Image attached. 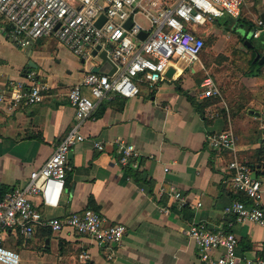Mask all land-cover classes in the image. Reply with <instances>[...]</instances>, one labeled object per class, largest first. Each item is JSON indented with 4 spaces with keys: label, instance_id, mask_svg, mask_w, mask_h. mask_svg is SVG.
Masks as SVG:
<instances>
[{
    "label": "crops",
    "instance_id": "1",
    "mask_svg": "<svg viewBox=\"0 0 264 264\" xmlns=\"http://www.w3.org/2000/svg\"><path fill=\"white\" fill-rule=\"evenodd\" d=\"M259 6L264 7V1ZM248 15L242 9L237 19H218L200 28L199 34L205 39L209 27L230 33L242 24L243 37L249 39L242 20L255 26L260 20L257 17L255 23ZM236 20L240 23L233 24ZM0 27V85L10 80L24 86L25 74L32 71L36 80L49 87L40 104L9 113L6 104L0 103L2 197L23 186L30 172L44 164L72 128L75 114L66 96L81 82L85 63L53 37L17 51L20 47L3 33L7 25L2 18ZM233 34L243 38L237 32ZM215 39L211 47L213 61L221 54L229 57L230 52L223 53L217 47L220 36ZM200 58L193 66L175 64L171 78L155 88L139 85V94L132 99L109 96L101 101L79 129L84 140L69 153L71 170L59 206L46 209L38 197L33 199L46 217L65 218L91 209L107 224H122L127 231L121 242L99 246L68 229L52 233L36 228L29 239L11 231L5 235L3 246L19 255L20 264H80L78 255L82 251L89 253V264H200L195 244L185 235L191 222H204L211 230L233 233L238 240V256L264 258L258 250L264 242V230L251 222L237 223L226 211L241 195L229 186L231 172L227 165L231 154L213 151L207 140L209 135L230 128L239 159L264 187V76L248 77L243 73L237 86L222 84L211 77ZM27 62L35 68L29 67L26 72ZM93 62L90 66L95 72L109 74L112 70L98 56ZM201 72L204 76L199 80L196 75ZM207 76L215 82L221 99L210 98L215 103L204 107L205 120L197 105L208 100L200 97V85ZM119 139L139 151L138 170H123L117 163L115 140ZM94 142L102 143L104 150H95ZM170 190L181 193L183 205L170 197ZM163 208L167 214L161 211Z\"/></svg>",
    "mask_w": 264,
    "mask_h": 264
},
{
    "label": "built area",
    "instance_id": "2",
    "mask_svg": "<svg viewBox=\"0 0 264 264\" xmlns=\"http://www.w3.org/2000/svg\"><path fill=\"white\" fill-rule=\"evenodd\" d=\"M243 4L244 0H0V18L7 25L3 33L11 43L25 49L37 40L53 37L85 63L81 82L66 96L75 114L72 128L44 164L30 172L23 186L0 198V264H20L19 255L3 246L5 235L11 231L29 239L36 228L52 233L68 229L99 246L121 242L127 231L122 224H107L101 214L91 209L73 212L65 218L46 217L33 199L38 197L46 209L59 206L71 170L69 153L84 140L79 129L101 101L109 96L132 99L139 94V85L155 88L175 64L193 66L204 50V39L198 30L218 19H237ZM102 17L104 22L97 27L96 22ZM137 17H142L146 25L138 22ZM127 20L131 22L128 29L124 27ZM140 32L147 33L142 41L138 39ZM263 32L264 24L258 21L252 36L256 39ZM96 47L100 49L94 57ZM101 51L106 52L110 66L115 68L111 75L95 72L87 64ZM25 80L24 86L10 80L0 85V103L6 104L9 113L22 106L40 104L49 90L46 83L36 80L32 71L25 74ZM200 88L202 99H221L209 76L203 79ZM207 140L213 151L230 152L227 165L231 172L230 189L247 199L234 200L226 211L235 222H251L264 230V187L239 159L232 130L227 128L209 135ZM115 145L119 166L123 170H138L141 155L136 147L120 139L115 140ZM93 147L99 152L104 150L100 142H94ZM170 194L180 205L184 204L180 192L170 190ZM161 211L168 213L166 208ZM185 235L195 244L200 264H264V258L238 256L236 236L211 230L204 222H191ZM258 250L264 254V242ZM78 260L80 264H89V253L80 252Z\"/></svg>",
    "mask_w": 264,
    "mask_h": 264
},
{
    "label": "rangeland",
    "instance_id": "3",
    "mask_svg": "<svg viewBox=\"0 0 264 264\" xmlns=\"http://www.w3.org/2000/svg\"><path fill=\"white\" fill-rule=\"evenodd\" d=\"M264 0H245L243 9L248 11L250 15L246 16L252 19L254 22L257 21L256 18L259 16V13L264 9L263 6H259V4L263 3ZM138 22L142 25H146L145 21L142 17L136 18ZM256 23V22H255ZM256 28V26H255ZM236 32L243 37L244 36V26L239 24L236 27ZM220 36L217 47L221 50V52L231 53L229 57H223L221 54L217 61H213V55L211 53V47L214 42L217 40L215 36ZM261 35V34H260ZM255 44H264V34H262L261 38L258 40H254ZM24 48H17V51H21ZM65 53L67 51L63 49ZM66 56V55H65ZM250 57V52H248L241 42L240 38L237 37V34L226 32L222 28H217L215 26L209 27L207 31V37L205 38V46L204 51L201 55V62L204 65L205 69H210V75L216 82L228 83V85H238V81L244 72L248 70V60ZM68 59L69 57L66 56ZM65 59V58H64ZM29 62H27L28 64ZM95 63L93 60L88 61L87 64ZM54 63L51 62V66ZM64 61L61 62V67H63ZM197 67V66H196ZM204 76V73L196 75V77L200 80Z\"/></svg>",
    "mask_w": 264,
    "mask_h": 264
},
{
    "label": "trees",
    "instance_id": "4",
    "mask_svg": "<svg viewBox=\"0 0 264 264\" xmlns=\"http://www.w3.org/2000/svg\"><path fill=\"white\" fill-rule=\"evenodd\" d=\"M244 6V5H243ZM243 6L241 8V11L243 9ZM244 25H246L247 27V30H246V36L249 38H245L243 37L241 39V42L243 43L244 41H246L247 44H251V45H254V39H253V36L252 35H249V31L251 30H254L255 29V25L252 24L251 22L249 21H246V20H242ZM233 24L235 23H240V20H236L234 22H232ZM232 33H236V28H233L231 30ZM204 46H205V39H204ZM244 48L250 52V57H249V60H248V70L246 72H244V75L245 76H264V64L263 65H258L257 61H254V58H255V48L251 49V48H248L247 45H243ZM177 92L179 93H182L181 90L179 88H177ZM215 101L211 100V99H208L207 102L203 105H197V108L200 110V113L202 115V117L206 120L205 118V114L203 113V109L204 107H206L207 105H211V104H214ZM202 110V111H201ZM217 110V108H216ZM133 176V174H131ZM3 196V195H2ZM1 198V197H0ZM238 200H241V201H247L246 197H244L243 195H237L236 197Z\"/></svg>",
    "mask_w": 264,
    "mask_h": 264
},
{
    "label": "water",
    "instance_id": "5",
    "mask_svg": "<svg viewBox=\"0 0 264 264\" xmlns=\"http://www.w3.org/2000/svg\"><path fill=\"white\" fill-rule=\"evenodd\" d=\"M259 20L264 24V9L259 13V16H258ZM104 22V18L102 17L98 22H96V26L97 27H100L102 25V23ZM131 26V22L130 20H127L124 24V27L126 29H128L129 27ZM253 34V30L249 31V35H252ZM264 34V32H263ZM147 36V33H144V32H140L139 35H138V39L140 41L144 40V38ZM261 38V35L254 39V40H258ZM246 45L248 46V48H255V58H254V61H257L258 65H263L264 64V44H255L254 45H251V44H247ZM100 48L99 47H96L93 52H92V55L95 57L97 55V51L99 50ZM98 58L102 61V64H105V63H108L109 64V60L108 58L106 57V52L105 51H101L99 52L98 54ZM29 67H32V68H35V65H33L31 62H29L27 64V66L25 67V71H29ZM115 68L113 66L111 72L108 74V75H111L113 72H114ZM173 74V69L170 67L168 68L167 72L165 73V77L170 79L171 76Z\"/></svg>",
    "mask_w": 264,
    "mask_h": 264
}]
</instances>
